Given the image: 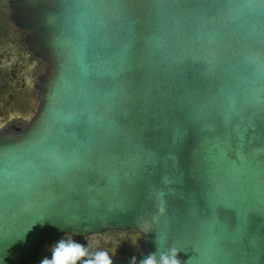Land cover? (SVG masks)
I'll use <instances>...</instances> for the list:
<instances>
[{
  "label": "water",
  "instance_id": "obj_1",
  "mask_svg": "<svg viewBox=\"0 0 264 264\" xmlns=\"http://www.w3.org/2000/svg\"><path fill=\"white\" fill-rule=\"evenodd\" d=\"M14 1L49 70L0 133V264L109 230L136 264H264V0Z\"/></svg>",
  "mask_w": 264,
  "mask_h": 264
},
{
  "label": "flooded vegetation",
  "instance_id": "obj_2",
  "mask_svg": "<svg viewBox=\"0 0 264 264\" xmlns=\"http://www.w3.org/2000/svg\"><path fill=\"white\" fill-rule=\"evenodd\" d=\"M14 3L0 0V133L11 126L25 130L30 125L33 117H28L29 111L38 109L41 86L49 70V63L29 50L27 32L14 20ZM12 113L17 116L5 122ZM62 236L49 239L42 254L30 264L50 257L51 246ZM73 238L83 244L91 243L96 250H107L113 259H131L138 256L143 235L137 230H109Z\"/></svg>",
  "mask_w": 264,
  "mask_h": 264
},
{
  "label": "clouds",
  "instance_id": "obj_3",
  "mask_svg": "<svg viewBox=\"0 0 264 264\" xmlns=\"http://www.w3.org/2000/svg\"><path fill=\"white\" fill-rule=\"evenodd\" d=\"M178 253L175 248L160 252L158 247L140 259L139 264H182ZM39 264H113V260L107 250H96L91 243H80L72 234H65L51 246V256L42 258ZM129 264H136V257Z\"/></svg>",
  "mask_w": 264,
  "mask_h": 264
},
{
  "label": "snow or ice",
  "instance_id": "obj_4",
  "mask_svg": "<svg viewBox=\"0 0 264 264\" xmlns=\"http://www.w3.org/2000/svg\"><path fill=\"white\" fill-rule=\"evenodd\" d=\"M42 219H44V218H40V220H42ZM164 237V236H163ZM165 239H164V243H165V245H167V240H168V238L167 237H164ZM0 256H2V251H0Z\"/></svg>",
  "mask_w": 264,
  "mask_h": 264
}]
</instances>
